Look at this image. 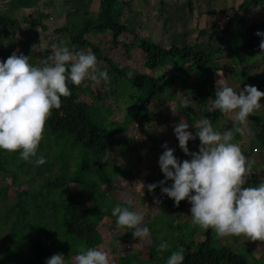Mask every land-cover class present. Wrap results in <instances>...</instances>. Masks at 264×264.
Returning a JSON list of instances; mask_svg holds the SVG:
<instances>
[{
	"label": "trees",
	"instance_id": "1",
	"mask_svg": "<svg viewBox=\"0 0 264 264\" xmlns=\"http://www.w3.org/2000/svg\"><path fill=\"white\" fill-rule=\"evenodd\" d=\"M42 1L44 0H2L0 5L5 6L0 7V59H6L13 52H17L30 55L33 64L41 63L42 59L37 61L34 56V38L29 36L22 41L17 30L23 20L31 32L39 28L46 31L48 26L45 20L54 15L55 5L45 3L44 5H48L45 7L47 11H40L38 17L31 14L21 19L17 14L20 10L35 8ZM262 1L264 0H245L241 3L239 11ZM134 2L135 0H100L96 16H92L89 9H85L82 14L60 15V18L63 16L64 22L55 30V34L65 35L64 40L68 41L71 48L91 49L95 52L102 69H107L110 77H117L119 88L110 86L104 95L94 96L93 82L86 80L85 88L82 84L69 82L72 94L62 96L61 107L53 108L46 122L39 148L48 150L42 154L51 162L44 166L23 164L22 170L14 173L12 168L6 169V166L11 164L13 167L12 160L19 157V153L0 149V173L13 172L14 185L33 181L32 178L20 180L19 172L29 175L32 168H35L37 176L44 175L37 189L28 188L15 192V199L11 204H5L9 199V186L0 188V230L9 226L6 238L3 239L0 235V264H46L47 258L56 253H63L68 259V264H74L73 257L82 248L102 245L104 236L101 226L110 223L115 225L116 217L112 214V209L118 203L123 204L112 194L117 189L115 180L124 179V172L129 170L128 165L117 161L109 163L106 159L113 155L114 151L130 154L134 139L125 134L134 122L145 124L149 128L153 122L162 120L164 113L155 111V103L184 99L188 96L192 103L187 107V120L195 122L200 117L208 116L214 126L218 127L216 124L223 119L230 122L231 114L212 107V98L216 91V72L221 71L224 75L232 76V80L239 83L240 89L247 84H254L264 91V71L251 75L247 66L241 70L236 69L241 62L251 63L264 56V49L260 48V41L264 37L257 35L258 30L264 31V21L249 24L247 28L234 32L226 47H204L194 43H186L183 46L174 43L166 47L136 33L134 25L123 22L125 11H131ZM188 9L193 11L192 3L188 4ZM100 34L110 38L115 49L121 47L129 58L133 52L140 51L146 71H130L128 67H121L110 57L104 56L101 47L87 38ZM125 35H131L132 41L122 42L121 37ZM224 55L233 60V65L227 70L218 63ZM103 64L109 68H105ZM129 72L132 73L131 77ZM86 90L92 93L94 102L89 103L83 99ZM181 95L184 98H181ZM109 96L129 106L127 114L119 121L114 118L110 121L109 117L114 115L113 108L102 105ZM193 104L199 107L195 109ZM102 108L109 110L107 121L111 130L101 125L98 120ZM197 109L201 112L197 113ZM180 111L184 112L183 107ZM181 112L178 118L182 117ZM170 126L171 129L174 128L173 124L169 125V128ZM51 137H54V140ZM243 137L237 133L234 142ZM63 141H66L64 146H81L87 156L92 157L91 163H85L81 167L84 172L90 171L89 177L96 178L97 175L104 174L109 180L88 183L86 188L82 189L80 178L74 177L72 164L55 155V149H58ZM199 142V139L190 141L192 144ZM245 145L241 147L249 158L253 151H260L257 165L264 166V122L251 143ZM43 167L47 169L44 171ZM110 170L113 173H110ZM259 182L253 172L248 183ZM105 183L107 191L102 190ZM71 186L76 189L74 193ZM65 193L67 198H64ZM158 193L154 197V205ZM85 195L90 204L83 200ZM143 197L145 199V196ZM145 202L148 203V200ZM172 205L176 203L160 204V214L148 224L155 243L160 244L162 240L168 242L169 247L165 249L167 258L182 245L185 254L183 264H264V258H257L250 251L239 249V246L234 248L215 242L212 228L202 234L199 227L191 221L175 223L166 208H163ZM195 229L203 238L201 241L195 239ZM12 242L15 243L14 246L11 245ZM167 258L160 264H166ZM120 264L149 263L142 262L137 256H127L120 259Z\"/></svg>",
	"mask_w": 264,
	"mask_h": 264
},
{
	"label": "clouds",
	"instance_id": "2",
	"mask_svg": "<svg viewBox=\"0 0 264 264\" xmlns=\"http://www.w3.org/2000/svg\"><path fill=\"white\" fill-rule=\"evenodd\" d=\"M257 35L264 37V31ZM33 48L41 50L40 42ZM264 49V39L260 41ZM51 51L40 64H33L30 55L13 52L0 59V149L18 152L19 156L35 165H42L47 157L38 153L46 122L53 108H60L62 96L72 94L69 82L80 85L85 80L94 85L110 82L107 69L98 68V57L91 49L75 50L67 40L50 46ZM216 91L212 104L226 114H231L233 126L223 131L214 126L208 116L194 122L184 117L174 126L181 149L191 159L181 161L175 149L165 143L159 157L165 179L149 183L154 191L161 186L163 193L174 199L178 206L187 199L191 203L192 223L201 228H212L218 235H246L251 240L264 241V177L257 184L248 183L253 173L255 160L250 159L239 142H234L237 133L253 135L247 126L250 115L262 106L264 91L257 85L247 84L239 91L234 89L221 72H217ZM128 75L131 77L132 73ZM192 100L185 96L183 104ZM199 137V151H190V140ZM172 184L168 186V181ZM135 201L127 197L123 204H116L112 214L116 217L115 228L132 229L134 238L143 241L151 235L146 223L145 211L133 207ZM156 204L160 201L157 198ZM159 249L169 247L162 240ZM184 248L181 245L172 251L166 264H183ZM74 264H115L110 253L102 245L82 248L74 257ZM46 264H68L63 253L47 258Z\"/></svg>",
	"mask_w": 264,
	"mask_h": 264
},
{
	"label": "rangeland",
	"instance_id": "3",
	"mask_svg": "<svg viewBox=\"0 0 264 264\" xmlns=\"http://www.w3.org/2000/svg\"><path fill=\"white\" fill-rule=\"evenodd\" d=\"M173 1H176L174 2L175 5H162L159 3L160 0H150V5H145L144 0H136L131 7V11H125L123 22L129 25H134V30L136 33L150 38L156 43L166 47H169L174 43L180 46H183L186 43H194L198 44L199 46L202 45L204 47H226L229 41L228 39L232 38V34L234 32H238L247 28L249 24L251 25L256 22L264 21V1L259 2L258 4H250L252 6L243 11H239V9L241 3H243L245 0H204V5L201 0H193L194 2L198 1L197 3H195V5H192L193 11H190L188 9V2L192 0ZM2 3V0H0V4ZM45 3H54L53 5H55L54 15L45 20V23L48 26V29L46 31L39 28L31 32L29 26H27V24H25L23 20L21 21L20 28L17 30L18 37L22 41L29 36H32V38H34V44H39L41 42L44 45V48L41 50L33 48L34 56L36 57L37 61L41 60L45 55H47V51H51V44L58 43L59 41L64 40V37H66L64 34V36H58L57 34H55V30L61 27L64 22V19H62L63 16L60 18V15H62L63 13L82 14L85 9H89L90 14L92 16H96L99 12L100 0H44L35 8L20 10L17 16L21 19L31 14L38 17L40 11H47L45 10V7L48 5H44ZM3 6L5 5H0L1 8ZM52 9L53 8H50V10ZM213 11L217 12L214 13ZM87 38L101 47L104 56L110 57L121 67H128L130 71H138L140 73L146 71L144 67V58L142 57L140 51L133 52L130 55L131 58H129L121 47L115 49L111 43L110 38L104 35L100 34L98 36H87ZM132 39L133 37L131 35H125L121 37L122 42H131ZM218 63L225 70H227L233 65V60L224 55V57ZM245 66H247L248 71L251 75L258 72H263L264 56L256 58L251 63H247V61L241 62L236 69L241 70ZM104 67L106 68L108 66L104 65ZM211 67L213 68L214 65H211ZM98 68L102 69V65L100 63H98ZM224 76L227 78L228 83L232 87H234V89H236L237 91L240 90L239 83L232 80V76ZM217 79H219V76L216 72L214 74V84H216ZM85 83L86 80L81 83L83 87L87 86ZM110 86L119 88V82L115 75H111L110 82L108 83H104L102 81L100 84L92 85L93 95H104L107 92V88H110ZM83 97V99L85 101H88L89 103L94 102L92 93H90V91L86 90ZM181 98H184V96L181 95ZM183 100L184 99H175L173 101H161L155 103V111L157 112L159 110L163 111L164 113V117L162 118V120L153 122L149 126V128L146 127L145 124L142 125L139 122H134L133 125H130L128 127V133L125 134L134 139V142L131 145L130 154H127L125 157L122 155V157H119V153L114 151L113 155L108 156L106 159L107 161H109V163L117 161L122 164L127 163V165L129 166V170L124 172V179L119 178L115 180L117 189L114 190L112 194L118 201H121L122 203H124L126 198L129 196L134 198L135 203L133 207L145 211L147 224H150L153 221V218L157 214H160L158 208H156L154 204L153 207L151 206V202L156 196L157 192L162 191L161 186H158L154 191H149V189L146 187H144L143 191H140L141 188H138L140 185L136 186L133 183L136 182L134 180L140 179L142 183L147 186V184L149 183H158L159 181L165 179V174L163 173V171H157V168H161L159 159L157 158L160 157V154L158 152L163 153V151L165 150V143H167L169 147L175 149V155L181 161H183L184 159H191L190 155H184L183 153H181L178 138L174 133V128L171 129L172 126H170L169 128V125L173 124V126H175V124L180 121L181 118H178L177 116L179 112H181V107H183L184 112H181L180 114H182V117L187 119L188 106H185L183 104ZM102 105L106 107H112L114 112V115L112 117H109V110H106L104 108L101 109L98 120L101 125H105V127L107 128H109L107 116L109 117L110 121H113V118L119 121L121 117L125 116L129 110V106L127 104L115 100V98H113L112 96H109L107 99H105L102 102ZM198 107L199 106L197 104H193V108L196 109ZM212 107H214L213 104ZM131 109L132 107H130V110ZM214 109L217 108L214 107ZM196 112L200 113L201 111L200 109H197ZM229 121L230 122H227L223 119L221 120V122H219L220 124L217 123L216 126L219 125L217 128L221 131L226 128H231L233 125V118L231 116H229ZM263 122L264 101H262V106L257 109L254 114L250 115L247 121V126L252 128L254 134L244 136L243 139L238 141L240 145H245L246 143L249 144V142L251 143L256 133L261 128ZM136 123H138L139 125H136ZM189 123L190 125H193L190 130L195 133L196 129L194 127V122L189 121ZM113 125L116 124L114 123ZM165 135L167 137V140L164 143L162 142V138ZM51 139L54 140V137H51ZM157 139H159L160 142L157 141ZM197 139H199V137H197L195 140ZM243 141L245 144H243ZM64 142L66 141H63L61 143L62 145H60L58 149H55V155L59 157L61 156L62 159H65L68 163L72 164L74 177L76 176L80 178L82 189L86 188V185L88 183H99L103 182L104 180H109L104 176V174L97 175L96 178L94 177L95 179L93 178V176L89 177L90 171L84 172V170H81V167L84 166L85 163H91L92 157L87 156V152L81 146L75 148L71 146H64ZM160 143L164 144L160 145ZM188 147H194L195 150L199 151V146L197 144H190L188 145ZM262 150L264 151V148ZM46 151L48 150L41 148L38 149V153L40 154ZM145 155L146 157H144ZM257 155H259L257 154V151H253L250 159H252L253 157V160H255L253 172L255 173L257 180H260V178L264 177V166L257 165L259 161V156ZM184 156L186 157L184 158ZM47 162L51 161L47 160L43 164V166ZM12 164L14 165L13 167L11 164H9L8 166H6V169L12 168L13 172L16 173L18 170H22L21 168L23 167V164L29 165L31 163L25 161L19 156L13 158ZM32 169L33 170H31V173L29 175L25 173L20 174V172L18 173V177L20 178V180L28 178L33 179L32 182L28 181L23 183L22 185L13 184V172L8 174H4L2 172L0 173V188L2 186H9V199L7 200V203H5L6 205L8 203L11 204L14 201L15 192L21 189L38 188L39 183L42 182L44 175L42 174L37 176L34 171L35 168ZM43 169L45 171L47 168L43 167ZM111 172L113 173V171L110 170V173ZM171 184L172 181L169 180L168 186H170ZM106 185L107 184L105 183V185L102 187V190H108L105 187ZM71 187L70 188L74 193L76 189H74L75 187L73 186ZM143 196H145V199ZM67 197L68 195L65 193L64 198ZM83 200H87V203L90 204L86 195ZM146 200H148V203L150 202L149 205L145 202ZM184 214L185 219L183 220L182 218H180V220L186 221L188 218V220L192 222L191 212H185ZM172 220L174 222L177 221L174 219V217ZM168 221L171 222L170 219H168ZM8 227L9 226H7V228L3 230H0V235L3 239H5L7 236ZM101 229L102 235L104 236V242L102 243V246L110 253V256L114 260L115 264H120V259L127 256H137L142 260V262L149 264H160L167 258L166 250L159 249V244L154 242L152 233L149 238H146L140 242L138 238H134L131 228L122 227L116 229L115 225L110 223L101 226ZM198 229L203 234L208 231L209 228L204 229L199 227ZM195 233V239L197 241H201L203 238H201L200 233H198L196 229ZM213 233L216 234H214V241H218L217 243L219 244L221 243L229 245L234 248L236 246H239V249L241 248L243 250L250 251L257 258H264V241L251 240L249 237L243 234L239 236H220L214 230ZM11 245L14 246L15 243L12 242ZM1 246L2 245L0 244V247Z\"/></svg>",
	"mask_w": 264,
	"mask_h": 264
},
{
	"label": "crops",
	"instance_id": "4",
	"mask_svg": "<svg viewBox=\"0 0 264 264\" xmlns=\"http://www.w3.org/2000/svg\"><path fill=\"white\" fill-rule=\"evenodd\" d=\"M136 1V0H135ZM182 1V0H181ZM199 1V0H198ZM198 1H190V2H188V3H192V5L194 4L195 5V3H197ZM202 1V3H203V5H204V0H201ZM174 2H176V1H173V0H167V1H165V0H160V4H162V5H175L174 4ZM179 2V1H178ZM144 4L145 5H150V0H144ZM195 12V11H194ZM167 137L165 136V137H163L162 138V142H166V139ZM160 142V141H159ZM201 142V141H200ZM200 142L197 144L198 146L200 145ZM164 143H160V145H163ZM190 144H192V143H190V141H189V145ZM194 145V144H193ZM180 149H181V147H180ZM190 149V151H192V152H196L197 150H195V148L194 147H190L189 148ZM117 153H119V152H117ZM160 155L162 154V152H158ZM181 153H183L184 155H187V153H185L182 149H181ZM257 154H260V151H257ZM119 155V157H122V156H126L127 154H122V153H119L118 154ZM122 155V156H121ZM257 156H260V155H257ZM144 157H146V155L144 156ZM186 156H184V158H185ZM158 159H159V157H157ZM259 158V157H258ZM252 159H253V157H252ZM125 165H127V163H125ZM162 169L161 168H157V171H161ZM154 178H155V176H154ZM134 181H136V182H134L133 184L134 185H140L138 188H141L140 189V191H143L144 190V187H146L147 188V186H145V184L144 183H142V181L140 180V179H137V180H134ZM140 181V182H139ZM144 184V185H143ZM146 191V190H145ZM158 193V192H157ZM154 201V198H153V200H152V202H151V206L153 207V202ZM148 205L150 204V202L149 203H147ZM163 208H166V212L168 213V215H171L170 217H171V219H173V217H174V219L175 220H177L175 223H178V222H180L181 220H180V218H182L183 220L185 219L184 217H185V212H191V203L186 199V201L185 200H183V201H181L180 202V204L178 205V206H176V205H172V206H163ZM190 210V211H189ZM164 213V212H163ZM187 218V217H186ZM186 221H190V220H188V218H187V220ZM194 225V224H193Z\"/></svg>",
	"mask_w": 264,
	"mask_h": 264
},
{
	"label": "built area",
	"instance_id": "5",
	"mask_svg": "<svg viewBox=\"0 0 264 264\" xmlns=\"http://www.w3.org/2000/svg\"><path fill=\"white\" fill-rule=\"evenodd\" d=\"M157 198L159 199L160 204H162V203H163V204H164V203H170V204L175 203V201H174L173 198L167 196V194L163 193L162 191L158 193ZM160 204H159V205H160ZM159 205H157V204L155 203L154 206H155L156 208H158Z\"/></svg>",
	"mask_w": 264,
	"mask_h": 264
}]
</instances>
